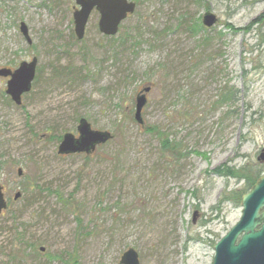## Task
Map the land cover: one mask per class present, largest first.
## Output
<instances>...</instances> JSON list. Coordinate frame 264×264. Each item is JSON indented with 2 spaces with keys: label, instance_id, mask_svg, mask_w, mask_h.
I'll use <instances>...</instances> for the list:
<instances>
[{
  "label": "rangeland",
  "instance_id": "obj_1",
  "mask_svg": "<svg viewBox=\"0 0 264 264\" xmlns=\"http://www.w3.org/2000/svg\"><path fill=\"white\" fill-rule=\"evenodd\" d=\"M129 1L118 35L94 13L79 41L74 0H0V69L38 60L21 106L0 78V264H212L247 187L215 170L264 175V0ZM80 119L113 138L59 155Z\"/></svg>",
  "mask_w": 264,
  "mask_h": 264
},
{
  "label": "water",
  "instance_id": "obj_2",
  "mask_svg": "<svg viewBox=\"0 0 264 264\" xmlns=\"http://www.w3.org/2000/svg\"><path fill=\"white\" fill-rule=\"evenodd\" d=\"M76 6L73 13L74 31L76 37L82 40L86 28L94 12L99 15V32L107 37H114L119 33L120 26L133 15L137 9L135 2L129 0H74ZM218 18L211 12L205 13L203 25L213 27ZM21 33L29 44V30L25 23L20 25ZM38 60L33 58L30 62H22L12 71L7 68L0 69V77L10 78L7 82V95L20 106L23 96L32 89L36 76ZM151 87L145 88L137 96L135 120L143 125L142 111L147 104V94ZM77 132L79 137L68 133L64 135L59 146L60 155L87 154L96 151L97 147L109 142L113 135L108 131L94 130L86 119L79 121ZM258 161L264 162V149ZM22 170L19 176H22ZM21 194L15 196V200ZM7 209L3 188L0 185V216ZM215 256L213 264H264V176L259 178L253 188L242 198V216L240 221L214 246ZM121 264H140L139 254L134 249L127 250L121 257Z\"/></svg>",
  "mask_w": 264,
  "mask_h": 264
},
{
  "label": "trees",
  "instance_id": "obj_3",
  "mask_svg": "<svg viewBox=\"0 0 264 264\" xmlns=\"http://www.w3.org/2000/svg\"><path fill=\"white\" fill-rule=\"evenodd\" d=\"M198 29H199V25L196 24L195 27L191 30H192V32H194V31L197 32ZM231 29H233V28L231 27ZM151 131L157 132L160 137L163 136L162 132H160V131L158 132L155 128H153ZM162 145L165 148H168L169 146L172 145L173 149H176L178 146H180V143H178V142L174 143L169 138H164V140L162 141ZM215 172H216V174H220L222 176L238 178L240 180L247 181V187L243 191L242 196L244 194H246L249 190H251L252 187L255 185L256 181L262 176L260 171H257L256 173H253V174H245L244 169H243V171H236L234 169L225 168V169H217V170H215ZM76 264H78V263L76 262Z\"/></svg>",
  "mask_w": 264,
  "mask_h": 264
},
{
  "label": "flooded vegetation",
  "instance_id": "obj_4",
  "mask_svg": "<svg viewBox=\"0 0 264 264\" xmlns=\"http://www.w3.org/2000/svg\"><path fill=\"white\" fill-rule=\"evenodd\" d=\"M20 170H22V169H20ZM20 170H19V171H20ZM22 172H23V171H22ZM0 185H1V184H0ZM1 186H2V185H1ZM2 188H3V186H2ZM3 193H4V188H3ZM17 194H20V193H17ZM17 194H16V195H17ZM6 200H7V199H6ZM7 205H8V201H7Z\"/></svg>",
  "mask_w": 264,
  "mask_h": 264
}]
</instances>
